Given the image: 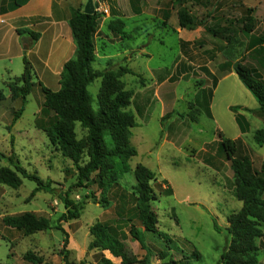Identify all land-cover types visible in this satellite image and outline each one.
I'll return each mask as SVG.
<instances>
[{"label": "rangeland", "instance_id": "rangeland-1", "mask_svg": "<svg viewBox=\"0 0 264 264\" xmlns=\"http://www.w3.org/2000/svg\"><path fill=\"white\" fill-rule=\"evenodd\" d=\"M209 1L207 9L192 3L186 7L192 17L207 21L211 28H220L233 42L242 39L235 35L234 30L239 28L231 26L230 21H240L251 15L258 21L255 34L264 31V0ZM105 4L109 14H112L111 5L121 15L128 16L125 17L128 25L125 31L129 36L113 35L109 42L115 43V46H108L109 49H105L101 43L97 44L96 52L101 58L93 68L103 71L128 67L135 73L123 78L126 89L134 94L129 107L135 115L130 140L138 155L131 159L130 166L134 170L138 165H143L158 177L157 183H153L158 196L153 202V209L159 217V229L175 243L172 246L177 249L172 254L173 258L181 261L180 264H223L220 258L231 240L228 218L242 208V203L235 197L233 172L230 163L218 153V141L221 135L233 140L242 136L254 153L255 167L259 168L264 162V145L256 144L254 135L257 130L264 129V119L252 112H242L250 124L249 133L242 135L230 110L231 106H239L257 111L259 103L236 74L224 77L219 71V65L226 61L222 51L228 43L216 39L204 27L192 31L182 29L178 18L180 8H173L171 0H141L140 15L134 14L129 0H105ZM167 11L171 13L169 20L165 17ZM219 24L220 27H217ZM123 37L126 38L122 41L124 45H119ZM182 40L191 43L188 57H184L180 50ZM122 46L129 47L128 55ZM245 48L244 43L237 44L233 56L235 62H243V57L247 56ZM206 51H213L214 58L208 56ZM108 55L114 58L104 62L107 59L104 56ZM180 62L191 64L193 71L173 81ZM203 67H207L220 80L212 103V117H208L201 106L202 91L212 86ZM42 84L51 90L54 88L46 81ZM100 84L101 81L97 80L89 86L95 109ZM5 93L7 99L0 102V152L4 155L0 158V168L9 167L16 171V167H20L31 175L39 176L45 183L49 182L56 192L42 191L30 198L37 184L19 173L22 180L19 188L0 185V264H31L24 258L28 252L43 259L42 264H65L66 251L70 253V262L76 264H104L103 257L112 264H121V260L109 252L102 255L95 250L89 251L92 241L90 228L97 222L111 223L117 219V209L124 207L120 195L123 189L131 191L135 184L133 175L123 176L120 180L122 188L113 190V206L108 210L88 199L93 191L100 196L96 185L71 190L75 177L72 173L67 175L66 170L70 168L73 172L72 162L55 151L46 134L36 127L37 121L43 118L41 109L45 99L38 78H35V87L21 118L14 125H11L14 114L23 104L21 100H12L7 89ZM138 110L142 112L141 115ZM194 118L197 122L193 121ZM77 132L81 137L79 126ZM209 157L210 162L207 161ZM163 181H167L172 188V195L162 194L166 186L163 185L160 190L158 184ZM66 193L76 204L84 207L80 219L61 224L68 233L66 248L63 246L65 236L61 231L24 236L2 222L5 216L31 212L58 223L66 212L60 195L65 196ZM131 208L133 204L129 202L127 209ZM133 223L141 228L140 223ZM129 224L124 229L128 235L126 244L131 259L143 260L148 250L157 254L167 248L164 240L148 233L144 237L143 249L129 234ZM261 242H257L261 247L258 260L259 264H264V246ZM194 249L200 252V259L186 261L182 258L189 256ZM162 262L158 256L151 260V264Z\"/></svg>", "mask_w": 264, "mask_h": 264}, {"label": "trees", "instance_id": "trees-1", "mask_svg": "<svg viewBox=\"0 0 264 264\" xmlns=\"http://www.w3.org/2000/svg\"><path fill=\"white\" fill-rule=\"evenodd\" d=\"M13 1L14 8H19L30 0ZM209 2V0H171L173 8H180L178 18L182 29L192 31L198 27H204L216 39L229 44L223 47L222 53H224L226 61L219 65V71L223 75L235 73L260 106L257 111L243 109L239 106L230 107L241 134L246 135L249 133L250 124L242 112H252L257 117L264 119V76L262 73L264 72V31L261 34H255L258 21L251 15L240 21H230L231 26L239 28V30H234V33L242 39L240 42L239 39L233 42L220 28H211L207 21L192 17L186 7L187 4L192 3L207 9ZM134 9L136 14H141L139 5H134ZM248 12H252V10H248ZM103 16L105 15L102 12H96L93 15L86 14L83 9L75 10L72 13L69 25L76 45V52L63 67L58 91H53L39 82L45 96L41 114L48 120L41 118L42 120L37 121L36 127L46 134L55 151L72 162L73 172L70 168L66 170L67 175L72 173L75 177V182L70 189H87L96 185L100 196L98 197L93 191L89 193L88 199H92L102 208L108 210L113 206L111 194L115 188L121 187L120 180L123 176L132 174L134 177L135 184L131 191L123 189L120 195V202L124 207L121 206L117 209V219L111 223L97 222L91 226L92 241L89 251L95 250L102 255L104 252H109L114 258L120 259L121 264H151V260L155 256L163 261L162 264H180L181 261H176L172 255L176 253L177 248L172 246L175 243L168 234L159 229V217L153 209V202L158 199L153 186V183L158 181L156 173L143 165H138L134 170L130 166L131 159L138 155L137 149L130 140V131L135 126V115L129 110V107L134 94L126 89L123 78L126 75H135V73L128 67L103 71L93 68L94 63L98 61L95 36ZM165 17L166 20H169L171 13L167 11ZM108 27L115 37L129 36L126 35V24L120 18L111 20ZM217 27H220V24ZM20 33L30 35L31 45L40 39L38 33L31 31ZM125 40L124 37L121 39V41ZM242 43L246 46L247 56L243 57V62L241 60L235 62L233 56L236 53V46ZM190 44L184 40L180 42L184 57H188ZM206 54L211 58L215 56L213 51H206ZM23 61L22 75L0 86V102L7 99L5 93L7 89L12 100H21L23 104V107L15 112L11 125L21 118L27 99L35 87V78H37L32 63L26 57ZM202 70L211 80L212 86L202 91L203 103L201 106L207 116L212 117L211 105L219 78L212 74L207 67H203ZM192 71L191 64L180 62L173 81ZM97 80H100L101 84L95 109L89 94V86ZM138 114L141 115L142 112L138 110ZM193 121L197 122V119L194 118ZM78 126L82 133L81 137L77 132ZM254 140L259 146L264 145V129L256 131ZM218 153L230 163L234 178V194L237 200L242 203V208L228 218V233L231 240L222 253L220 261L223 264H259L258 252L261 247L257 242L261 240L260 244L264 246V162H261L259 168L255 167L254 153L242 138L233 140L221 135L218 141ZM3 157L4 155L0 152V158ZM210 160L211 157L207 159L208 162ZM18 173L23 178L37 184L30 198H34L42 191L56 192L49 182L45 183L39 176L31 175L20 167H16V171L9 167L0 168V185L19 188L22 185V180ZM163 185L166 188L162 190ZM158 187L162 190V194H173L167 181L158 184ZM60 199L66 212L61 215L58 223L31 212L5 216L2 222L5 226L18 230L24 236L51 230L61 231L65 236L63 246L66 248L68 233L61 224L80 219L84 207L71 200L67 193L65 196L60 195ZM129 202L133 204V208L130 210L127 209ZM135 221L140 223L141 228L136 227V224L133 223ZM127 224H129V234L134 241L140 243L143 249H145L144 237L148 233L159 240H164L167 248L158 251L157 254L148 250L143 260L131 259L126 244L128 235L124 229ZM69 255L68 251L64 252L65 264H76L70 262ZM24 258L31 264L43 263V259L37 257L33 252L26 253ZM182 258L186 261L191 258L200 259L201 254L194 249L189 256ZM102 261L104 264H112L104 257ZM187 264L189 263L187 262Z\"/></svg>", "mask_w": 264, "mask_h": 264}, {"label": "crops", "instance_id": "crops-1", "mask_svg": "<svg viewBox=\"0 0 264 264\" xmlns=\"http://www.w3.org/2000/svg\"><path fill=\"white\" fill-rule=\"evenodd\" d=\"M139 1L129 0L135 15H139L134 9V5H139ZM87 2L88 0H30L22 7L14 8L13 0H0V86L22 75L23 60L26 57L32 63L39 82L46 81L48 85L54 87L53 91H58L63 67L76 52L69 21L75 10H85ZM101 7L107 8L105 0L102 1ZM112 7L110 5L112 14L103 16L95 36L96 49L97 44L100 43L105 49L108 46H115V43L109 42L113 36L108 27L111 20L120 18L124 20L126 28L128 27L125 18L128 16L121 15L116 8ZM19 31L38 33L40 39L31 45L30 35L28 33L21 34ZM119 45L124 44L121 41ZM122 48L128 55L129 47L122 46ZM97 56L98 59L101 58L100 55L97 54ZM104 57L107 58L103 60L104 62H109L111 58H114L109 55ZM131 58L129 57V59ZM233 74L235 73H227L223 76L227 77Z\"/></svg>", "mask_w": 264, "mask_h": 264}, {"label": "water", "instance_id": "water-1", "mask_svg": "<svg viewBox=\"0 0 264 264\" xmlns=\"http://www.w3.org/2000/svg\"><path fill=\"white\" fill-rule=\"evenodd\" d=\"M99 2L100 1L88 0L84 12L89 15L95 14L96 12H98L97 8H99Z\"/></svg>", "mask_w": 264, "mask_h": 264}, {"label": "built area", "instance_id": "built-area-1", "mask_svg": "<svg viewBox=\"0 0 264 264\" xmlns=\"http://www.w3.org/2000/svg\"><path fill=\"white\" fill-rule=\"evenodd\" d=\"M97 1H100L99 2V8H97V11L98 12H102L104 15H108L109 14L108 9L101 7V3H102L103 0H97Z\"/></svg>", "mask_w": 264, "mask_h": 264}]
</instances>
